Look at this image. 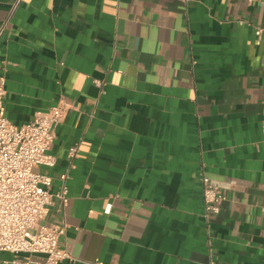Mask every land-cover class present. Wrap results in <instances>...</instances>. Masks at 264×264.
I'll use <instances>...</instances> for the list:
<instances>
[{"label": "crops", "instance_id": "obj_1", "mask_svg": "<svg viewBox=\"0 0 264 264\" xmlns=\"http://www.w3.org/2000/svg\"><path fill=\"white\" fill-rule=\"evenodd\" d=\"M2 28L5 117L69 107L37 168L68 176L61 264H264V0H0Z\"/></svg>", "mask_w": 264, "mask_h": 264}, {"label": "built area", "instance_id": "obj_2", "mask_svg": "<svg viewBox=\"0 0 264 264\" xmlns=\"http://www.w3.org/2000/svg\"><path fill=\"white\" fill-rule=\"evenodd\" d=\"M17 4L13 6V10ZM13 10L11 12H13ZM3 28L0 30V38ZM256 36H264L258 28ZM0 75V255L8 252L23 255L21 264H61L74 261L61 246L67 231L66 224L49 225L46 219L57 199L61 206L69 203L68 176L63 174L62 186L52 191L50 176L37 171L38 167L52 168L54 157L48 154L56 127L63 122L68 105L64 102L50 110L36 112L34 119L22 126L5 117L6 62H2ZM100 84L99 82H97ZM78 153L77 146L70 149L71 157ZM205 214L209 218L221 211L225 200L223 188L209 177L201 178ZM210 264H215L211 260Z\"/></svg>", "mask_w": 264, "mask_h": 264}]
</instances>
